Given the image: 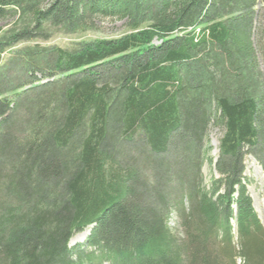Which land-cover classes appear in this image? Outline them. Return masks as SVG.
Listing matches in <instances>:
<instances>
[{
  "label": "trees",
  "instance_id": "obj_1",
  "mask_svg": "<svg viewBox=\"0 0 264 264\" xmlns=\"http://www.w3.org/2000/svg\"><path fill=\"white\" fill-rule=\"evenodd\" d=\"M260 1L0 0V264H219L212 242L264 264L242 181L247 155L264 169ZM105 19L128 33L42 44Z\"/></svg>",
  "mask_w": 264,
  "mask_h": 264
},
{
  "label": "rangeland",
  "instance_id": "obj_2",
  "mask_svg": "<svg viewBox=\"0 0 264 264\" xmlns=\"http://www.w3.org/2000/svg\"><path fill=\"white\" fill-rule=\"evenodd\" d=\"M259 10H262L264 14V0H261L259 3ZM264 21V19H263ZM10 21L0 22V27L7 28ZM264 26V25H263ZM125 33H128V28L125 21L120 20H99L97 24V29L95 31H87L79 34L64 35L63 33H53L51 38L48 41L42 42L44 45H55L61 48L71 49L75 44L80 42L95 41V40H105V39H115L121 37ZM264 41V37H263ZM158 45L159 42L154 43ZM259 63H260V73L261 79L264 81V50L259 51ZM23 64L18 67V70L22 72L24 69ZM223 136V129L219 126L213 124L208 132L206 141H205V151L204 154V164L201 169V174L203 178L204 185L209 190L211 186V181L213 179L218 180V173L216 172L215 163L219 157V144ZM180 148V147H177ZM244 170L242 173V181H247V192L250 196L255 211L262 221V227L264 228V169L261 164L253 156L247 155L243 161ZM143 172L147 176V173ZM244 183V181H243ZM12 204V203H11ZM188 205L186 208L188 209ZM180 223V219L177 218L176 214L170 216V226L177 229ZM221 225V223H220ZM235 225V224H234ZM92 227L87 228L86 230L76 233L71 239V247L84 244L87 241V238L91 234ZM182 229L179 227V231ZM234 232V228H233ZM234 234V233H233ZM221 238H218V240ZM236 244V239L234 241ZM222 246V245H221ZM220 249V247H219ZM208 251L211 252L212 257L222 258L219 261V264H229L228 259H224L219 254V250L214 242L208 246ZM239 262V260H238Z\"/></svg>",
  "mask_w": 264,
  "mask_h": 264
}]
</instances>
